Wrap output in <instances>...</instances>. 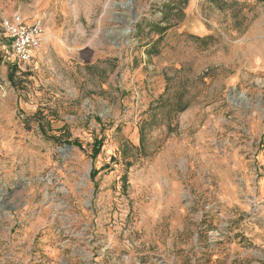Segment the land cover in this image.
Masks as SVG:
<instances>
[{"label":"rangeland","instance_id":"obj_1","mask_svg":"<svg viewBox=\"0 0 264 264\" xmlns=\"http://www.w3.org/2000/svg\"><path fill=\"white\" fill-rule=\"evenodd\" d=\"M0 264H264V2L0 0Z\"/></svg>","mask_w":264,"mask_h":264},{"label":"built area","instance_id":"obj_2","mask_svg":"<svg viewBox=\"0 0 264 264\" xmlns=\"http://www.w3.org/2000/svg\"><path fill=\"white\" fill-rule=\"evenodd\" d=\"M3 34L9 40L11 54L18 62H30L45 41V27L35 21L29 23L22 14L4 18L1 22Z\"/></svg>","mask_w":264,"mask_h":264},{"label":"trees","instance_id":"obj_3","mask_svg":"<svg viewBox=\"0 0 264 264\" xmlns=\"http://www.w3.org/2000/svg\"><path fill=\"white\" fill-rule=\"evenodd\" d=\"M258 1H260V2H264V0H258ZM16 70V69H15ZM14 75H15V73H14V71H12L10 74H9V80L11 81V82H13L14 81ZM102 142L100 141V142H97L95 145H98V147H94V150H93V153L91 154V157H92V159L93 160H95L97 157H98V155L100 154V152H101V149H102V144H101ZM95 174H96V172H94L93 173V176H95Z\"/></svg>","mask_w":264,"mask_h":264},{"label":"bare ground","instance_id":"obj_4","mask_svg":"<svg viewBox=\"0 0 264 264\" xmlns=\"http://www.w3.org/2000/svg\"><path fill=\"white\" fill-rule=\"evenodd\" d=\"M126 7V6H125Z\"/></svg>","mask_w":264,"mask_h":264}]
</instances>
